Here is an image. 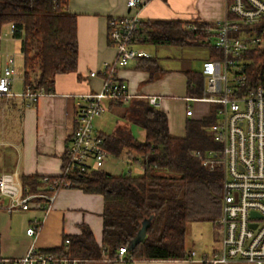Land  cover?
<instances>
[{
  "label": "trees",
  "instance_id": "16d2710c",
  "mask_svg": "<svg viewBox=\"0 0 264 264\" xmlns=\"http://www.w3.org/2000/svg\"><path fill=\"white\" fill-rule=\"evenodd\" d=\"M68 0H0V33L4 24H13L12 36L21 40L23 83L33 90L53 92L57 74L76 68L78 57L77 18L67 9ZM186 24L196 26L187 29ZM210 23L156 20L139 28L142 43L167 46L204 45L207 58L220 53L210 44ZM264 30V22L260 25ZM247 83L264 82V48L246 53ZM136 68L159 69L154 57H139ZM186 93L200 96L203 77L200 71L187 70ZM119 105L120 102H115ZM124 118L144 130L137 140L129 128L117 125L104 137L108 155L126 153L141 167V173L111 174L103 170L74 172L69 176L72 187L99 193L104 199L102 241L98 245L90 229L82 225L78 235L65 236L59 247L50 249L63 256L81 260L112 259L125 246L133 261L185 259V225L188 222L213 223L220 213L221 173L210 171L192 151L217 148L204 126L216 120L210 110L201 119H188L183 137L172 136L164 111L149 104L147 98L133 97L125 107ZM42 176H21L29 191L40 189ZM150 218L144 238L129 248L143 219ZM69 240L67 249L63 247ZM115 264V263H111Z\"/></svg>",
  "mask_w": 264,
  "mask_h": 264
},
{
  "label": "built area",
  "instance_id": "2783aa9c",
  "mask_svg": "<svg viewBox=\"0 0 264 264\" xmlns=\"http://www.w3.org/2000/svg\"><path fill=\"white\" fill-rule=\"evenodd\" d=\"M128 13L111 16L107 21V40L116 50L111 63H104L98 91L81 94L75 101V121L67 141L65 158L58 176L41 177L40 189L27 190L13 173L0 174V208L8 213L29 210L35 202L43 212L49 208L57 191L72 187L69 176L74 172L98 171L108 156L103 146L104 136L96 132L94 120L110 103L128 106L133 98L126 83L117 76L133 60L144 54L132 45L140 27L142 0H126ZM264 0H225L224 15L206 30L214 37L213 47L219 57L207 58L201 64L203 92L188 96L186 102L203 101L211 105L216 120L203 128L211 135L217 148L205 152L192 151L208 170L221 173L220 213L212 223L218 251L213 263L245 262L264 264V82L247 83L246 53L264 48ZM187 29L196 26L186 24ZM14 25L9 24L12 34ZM4 64L0 67V98L11 97L16 77L14 53L0 52ZM91 72L90 75H95ZM42 89L23 85L20 96L26 105H33L44 95ZM149 104L158 106L157 96L147 97ZM192 110L186 104L185 114ZM38 200H42L38 202ZM40 203V204H39ZM43 218L33 217L26 234L34 237ZM69 240L63 247L66 250ZM115 264H130L133 260L127 248L121 246L112 259ZM82 260L58 252L29 245L19 257L0 255V264H79Z\"/></svg>",
  "mask_w": 264,
  "mask_h": 264
},
{
  "label": "crops",
  "instance_id": "0c3cea01",
  "mask_svg": "<svg viewBox=\"0 0 264 264\" xmlns=\"http://www.w3.org/2000/svg\"><path fill=\"white\" fill-rule=\"evenodd\" d=\"M140 10L141 23L139 28L156 20L191 21L197 19L212 23L224 15L225 0H142ZM67 9L77 18L78 57L76 68L72 71L55 76L53 92L44 94L33 105H26L24 99L18 106L13 104L9 110L0 106L2 117L10 119L16 112V131L0 132V174L13 173L19 179L21 176H58L65 158L67 141L72 133L75 121V101L81 94L98 91L102 85L100 71L104 63H111L116 57V50L107 40V21L111 16H121L128 13L126 0H68ZM133 47L142 52V57H154L159 69L151 71L136 68L138 59L133 60L125 68L117 71V76L126 83L127 91L132 97L147 98L157 96L158 108L164 111L168 118L169 132L172 136L183 137L188 119H201L209 112H204L206 102L195 101L190 116H186L183 106L177 115L171 110V104L176 100L189 104L185 98L186 77L184 72L193 70L188 60L176 58L180 65L178 70L166 68L162 62L171 56H159V48L167 45L142 43L137 35ZM172 47V46H169ZM1 54L14 53V58L21 55V40L9 32V24H4L0 33ZM208 52L202 62L207 59ZM174 60V59H173ZM4 57L0 58V67ZM196 71V70H194ZM95 72V75H90ZM12 93V92H11ZM20 97V93L17 94ZM15 95L5 98L10 100ZM173 109V108H172ZM6 111V112H5ZM125 106L115 102L94 120L96 132L104 137L111 134L117 125L129 128L132 135L142 141L144 130L139 128V136L133 133V127L124 118ZM106 115V116H105ZM106 119L108 121H106ZM12 125V122L10 123ZM141 133V134H140ZM9 138V140L7 139ZM104 165V163H103ZM102 170V169H101ZM109 173V172H108ZM4 202V200H1ZM42 203V200H38ZM40 204V203H39ZM35 202L24 214V222L30 223L33 217L43 218L39 231L34 237L17 234L13 212L8 214L7 223L0 219V250L6 240H15L18 245L11 250L10 257L22 256L29 245L38 249L50 250L59 247L65 236L78 235L81 226H87L94 241L101 245L102 212L104 199L99 193L85 192L77 187L61 188L57 191L48 210L43 212L36 208ZM22 211V210H20ZM9 251V250H8ZM7 251V252H8ZM212 252V251H211ZM187 250L185 259L137 260L130 264H251L245 262H218L210 259L215 252ZM212 254V255H211ZM1 255V252H0ZM79 264H111L101 260H82Z\"/></svg>",
  "mask_w": 264,
  "mask_h": 264
},
{
  "label": "rangeland",
  "instance_id": "374dc122",
  "mask_svg": "<svg viewBox=\"0 0 264 264\" xmlns=\"http://www.w3.org/2000/svg\"><path fill=\"white\" fill-rule=\"evenodd\" d=\"M214 37H210L209 42L211 45H214ZM164 46V45H163ZM159 48L158 50V55L159 56H171V59H165L162 64L166 68H170L173 70L180 71L178 68H180L178 60H175L176 58H181L182 60L191 63V66L193 70L200 71L201 70V64L203 57L206 55L208 48L207 46L204 45H192V46H183V47H177V46H172L166 48ZM174 59V60H173ZM15 64H16V77L13 81L12 87H11V92L15 95L12 99L7 100L5 97L0 98V106L3 105V109L9 110L13 104H16V106L19 105L22 101V97L18 96V93H21L23 90V76H22V70H23V60L21 55H17L15 58ZM183 101L176 100L173 104H171V110L179 115L180 113V108L183 106V111H185L186 107L182 103ZM195 103H201V102H195L191 101L189 103L190 109H194ZM207 106L204 109V112H209L211 110V105L206 104ZM173 108V109H172ZM6 112V111H5ZM3 111L0 112V132L1 133H7L11 131H16L17 126H16V118L17 115L15 114L16 112H13L12 119L8 118H3ZM106 116V115H105ZM18 120V118H17ZM106 121H108L106 119ZM12 122V125L10 124ZM138 127H133V133L137 137L139 136V131ZM141 134V133H140ZM9 140V138H7ZM105 172H109L111 174H120V173H126L128 170H130L132 175H138L141 173V167L133 160L129 158V156L126 153H123L122 155L116 157L113 155H108L104 161V165L101 168ZM0 200H4V203L7 202V199L4 197H0ZM28 212L26 211H20L16 210L13 212V218L15 219V227H16V232L17 234H23L25 232L26 226H30V223L24 222V214H27ZM8 212L0 208V219L1 222L7 223L8 220ZM4 247H1V255L2 256H9L13 254L11 250L17 248V244L15 240H6L5 244H3ZM185 246L186 249L189 250L190 248L194 249L195 251H205V252H216L219 249V244L215 240L214 236V231H213V226L212 223L210 222H188L185 225ZM9 250V251H8ZM8 251V252H7ZM211 252V253H212ZM212 255V254H211Z\"/></svg>",
  "mask_w": 264,
  "mask_h": 264
},
{
  "label": "water",
  "instance_id": "95a60500",
  "mask_svg": "<svg viewBox=\"0 0 264 264\" xmlns=\"http://www.w3.org/2000/svg\"><path fill=\"white\" fill-rule=\"evenodd\" d=\"M149 221H150V218L143 219L138 232L136 233L135 237L132 239V241L130 243L129 248H132L133 246H135L139 241H141L144 238L145 233H146V227H147Z\"/></svg>",
  "mask_w": 264,
  "mask_h": 264
}]
</instances>
